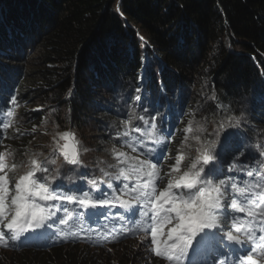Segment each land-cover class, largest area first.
<instances>
[{"label": "trees", "instance_id": "trees-1", "mask_svg": "<svg viewBox=\"0 0 264 264\" xmlns=\"http://www.w3.org/2000/svg\"><path fill=\"white\" fill-rule=\"evenodd\" d=\"M13 96L19 107L7 138L0 135V151L16 149V162L34 153L55 160L48 167L60 176L52 183L65 192H76L74 186L88 190L101 168L115 171L108 167L115 163L113 147L142 155L117 133L125 130L124 121L139 116L145 99L162 138L167 134L162 174L174 163L189 122L211 141L217 124L229 117L239 125L227 132L237 151L247 153L239 163L251 168L264 144V0H0V107H14L8 103ZM54 130L74 131L88 149L80 166L66 164L55 151ZM236 163L228 157L223 169L240 181L244 172H229ZM111 182L122 187L126 181ZM166 183L167 177L159 187ZM100 210L95 221L116 230L117 212ZM135 250L125 240L96 250L68 244L45 252L8 249L0 253V264H129L126 256ZM139 253L135 264H161ZM205 253L191 258L199 264Z\"/></svg>", "mask_w": 264, "mask_h": 264}, {"label": "snow or ice", "instance_id": "snow-or-ice-1", "mask_svg": "<svg viewBox=\"0 0 264 264\" xmlns=\"http://www.w3.org/2000/svg\"><path fill=\"white\" fill-rule=\"evenodd\" d=\"M145 74H148L147 67ZM8 103L14 107H0L3 138H7V130L15 123V108L19 107L16 96ZM138 119L151 127H131L130 121H124L125 130L117 135L133 152L139 148L143 158L113 147L115 163L108 167L115 171L101 168L102 176L90 179L86 191L74 186L76 192H65L63 185L53 184L60 172L48 165L56 164L55 160H42L39 153L27 155L25 152L27 160L16 162L17 150L5 146L0 151V247H9L25 233L42 235L36 230L45 225L51 229L57 220L60 226L79 223L80 231H84L85 220L103 215L100 209L119 206L124 209L123 213H116L122 231L111 239L115 241L122 235L144 232L141 242H146L150 236L151 253L167 264H185L186 258L188 264H197L191 256L202 250L223 257L213 259L211 264H264V144L260 145L259 161L253 158L250 168L249 164L239 163L241 157L247 158V153L237 151L239 145L234 142L233 134L227 132L229 127H238V119L232 121L229 117L218 123L212 134L216 138L211 141L202 139L199 129L189 122L183 129L185 135L175 162L162 174L160 157L167 147V134L163 139L158 137L154 118ZM222 131L225 135L221 139ZM132 132L140 135L133 140ZM145 140L156 146L142 147ZM52 141L66 164L80 166L83 163L81 152L88 149L81 147L74 131L54 130ZM185 148L196 154L190 157ZM228 157L237 162L229 167V172H244L245 179L237 181L225 174L223 164ZM166 177L167 183L159 187ZM121 178L126 182L122 187H114L111 181ZM101 180L111 190L110 194L101 188ZM78 208L90 211L80 212ZM61 210L63 215L58 216ZM240 213L244 215H238ZM126 220L128 223L124 224ZM88 231H92L90 224ZM58 235L77 238L75 232L62 228ZM199 264H208V261L202 260Z\"/></svg>", "mask_w": 264, "mask_h": 264}, {"label": "clouds", "instance_id": "clouds-1", "mask_svg": "<svg viewBox=\"0 0 264 264\" xmlns=\"http://www.w3.org/2000/svg\"><path fill=\"white\" fill-rule=\"evenodd\" d=\"M80 212H86L81 209H77ZM60 211L57 212V215H59ZM55 220L56 218L53 217ZM95 219L92 217L90 219H87L84 221V231H80V224H69L67 226H60L59 221H56V224L53 225L51 229L47 228V225L43 229L36 230L39 233H43L42 235H36L34 233H25L19 241L12 242L9 247H0V253H6L8 252V249H10L13 253H21L24 251H49L54 246H64L66 244L68 245H81L84 247H87L90 250H96L101 249L107 245H110L112 243L118 242L120 240H125L127 242L132 243L136 249H140L141 253H145L147 257H149V261L151 263L155 261L160 262L161 264H167L166 260L162 258H157L154 256L153 253H151L149 245H150V236L148 237V240L144 243L141 242V237L144 236V232H139L136 235H125L120 236L118 240L113 241L111 237L113 235H117L119 232L122 231L121 229V223L116 227V230H103L101 226L95 221ZM127 220L124 222V224H127ZM90 224V228L92 231H88V226ZM64 229L66 232H75L77 238L73 239L71 235H69L67 238H60L58 235L59 229ZM150 231V230H149ZM85 237H90L91 239H87ZM204 251V250H202ZM200 251V252H202ZM199 252V253H200ZM144 256V255H143ZM2 257V255H1ZM192 259V258H191ZM114 262V261H113ZM188 263V258L185 259V264Z\"/></svg>", "mask_w": 264, "mask_h": 264}, {"label": "rangeland", "instance_id": "rangeland-1", "mask_svg": "<svg viewBox=\"0 0 264 264\" xmlns=\"http://www.w3.org/2000/svg\"><path fill=\"white\" fill-rule=\"evenodd\" d=\"M138 34H140L139 35V37H140V43H141V45L143 46L145 43H146V41H145V39L143 38V34L139 31V30H137V28H136V30H135ZM139 105H140V108H144V109H140V112H139V116H133V117H131L132 118V120L130 121V126L131 127H134V126H142V127H145V128H147V127H151V125H147V126H145V125H143L142 124V121H139V119L138 118H136V117H141V115H143L144 113H147V115H149V117L150 118H152L153 119V117L148 113V111H147V99H145V100H143V101H141V102H139ZM145 118V117H144ZM145 119H147V118H145ZM153 123L155 124V119H153ZM156 125V129H157V135H158V137H160V138H162V133L160 132V129H159V125L158 124H155ZM138 135H140V134H138V133H135V132H132L131 133V137H133L134 139H135V137H137ZM163 139V138H162ZM156 145L154 144V143H152V142H148L147 140H145L144 141V143H143V145H142V147H144V148H148V147H155ZM140 150V149H139ZM131 156H135V155H132L131 153H129ZM141 157H142V155H141ZM175 162V161H174ZM168 168V167H167ZM82 210H85V209H82ZM109 211H116V212H118V211H121V212H124V209H121V208H119V206H117V207H115V208H112V209H110ZM137 218H139V216L137 217ZM136 252H130L129 251V253H128V255L126 256V261L128 262V261H130L129 262V264L131 263V264H135V258H136V256H139L140 255V250L138 249V250H135ZM214 254H210L208 257H212ZM83 256L85 257V258H87V254H83ZM114 255H112V257H113ZM216 259V258H215ZM40 262H42V260L40 259ZM123 262V260L121 261V263ZM60 264H64V261L61 263L60 262ZM111 264H117L115 261L113 262V263H111ZM120 264V263H119Z\"/></svg>", "mask_w": 264, "mask_h": 264}, {"label": "bare ground", "instance_id": "bare-ground-1", "mask_svg": "<svg viewBox=\"0 0 264 264\" xmlns=\"http://www.w3.org/2000/svg\"><path fill=\"white\" fill-rule=\"evenodd\" d=\"M16 81H17V80H16ZM137 217H138V214H137ZM209 255H210V253H207V254L204 256V259L208 261V264H211V261H212L213 259H215V258H216L217 260H221V259H222V257L217 256L216 254H214L211 258L208 257Z\"/></svg>", "mask_w": 264, "mask_h": 264}]
</instances>
